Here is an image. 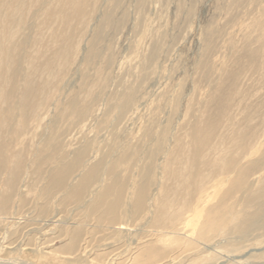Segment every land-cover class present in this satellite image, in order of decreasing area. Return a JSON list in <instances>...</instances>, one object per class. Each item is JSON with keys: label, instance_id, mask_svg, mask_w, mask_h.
<instances>
[{"label": "rangeland", "instance_id": "374dc122", "mask_svg": "<svg viewBox=\"0 0 264 264\" xmlns=\"http://www.w3.org/2000/svg\"><path fill=\"white\" fill-rule=\"evenodd\" d=\"M1 262L264 264V0H0Z\"/></svg>", "mask_w": 264, "mask_h": 264}, {"label": "bare ground", "instance_id": "6f19581e", "mask_svg": "<svg viewBox=\"0 0 264 264\" xmlns=\"http://www.w3.org/2000/svg\"><path fill=\"white\" fill-rule=\"evenodd\" d=\"M72 171H73V170H70V171L68 172V169H67V170H66V176L69 177V176L71 175ZM69 188L72 189V186H70ZM80 194H81V193H80ZM81 195H82V194H81ZM198 209H199V207H198ZM199 211H200V210H198V212H199ZM150 212H151V211H150ZM152 212H153V211H152ZM196 213H197V210H196ZM199 213L201 214L202 212H199ZM189 216H190V215H189ZM187 217H188V216H187ZM9 218H10V217H9ZM189 219H190V218H189ZM50 222H51V221H50ZM52 222H53V221H52ZM53 223H54V222H53ZM185 223H186V221H185ZM182 227H183V226H182ZM184 227H185V224H184ZM127 230H128V228L126 229V231H127ZM126 231H125V232H126ZM127 232H130V231L128 230ZM153 232H154V231H153ZM170 233H172V232H170ZM183 233H184V232H183ZM192 234H194V233L192 232ZM130 235H131V234H130ZM165 235H166V234H165ZM160 236H163V235L160 234ZM186 236H187V235H186ZM132 237L134 238V236H132ZM132 237H131V238H132ZM125 238H126V237H125ZM129 238H130V237H129ZM131 240H133V239H131ZM133 241H134V240H133ZM207 249H208V248H207ZM237 262H238V261H237ZM237 262H236V264H240V262H239V263H237ZM1 263H2V262H1ZM2 264H4V263H2ZM6 264H7V263H6ZM230 264H231V263H230ZM241 264H243V262H242Z\"/></svg>", "mask_w": 264, "mask_h": 264}]
</instances>
